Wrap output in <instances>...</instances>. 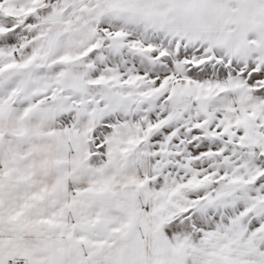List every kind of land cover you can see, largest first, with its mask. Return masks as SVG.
<instances>
[{"label":"snow or ice","instance_id":"1","mask_svg":"<svg viewBox=\"0 0 264 264\" xmlns=\"http://www.w3.org/2000/svg\"><path fill=\"white\" fill-rule=\"evenodd\" d=\"M0 264H264V0H0Z\"/></svg>","mask_w":264,"mask_h":264}]
</instances>
